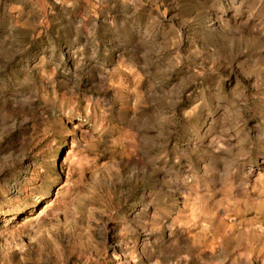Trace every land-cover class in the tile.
Wrapping results in <instances>:
<instances>
[{
    "label": "rangeland",
    "instance_id": "rangeland-1",
    "mask_svg": "<svg viewBox=\"0 0 264 264\" xmlns=\"http://www.w3.org/2000/svg\"><path fill=\"white\" fill-rule=\"evenodd\" d=\"M0 264H264V0H0Z\"/></svg>",
    "mask_w": 264,
    "mask_h": 264
}]
</instances>
